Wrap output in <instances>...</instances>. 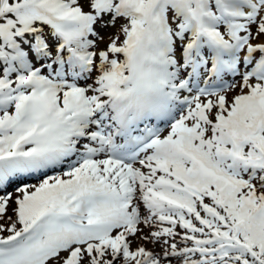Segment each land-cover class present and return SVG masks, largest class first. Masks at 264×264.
<instances>
[{
	"label": "snow or ice",
	"instance_id": "1",
	"mask_svg": "<svg viewBox=\"0 0 264 264\" xmlns=\"http://www.w3.org/2000/svg\"><path fill=\"white\" fill-rule=\"evenodd\" d=\"M0 264H264V0H0Z\"/></svg>",
	"mask_w": 264,
	"mask_h": 264
}]
</instances>
